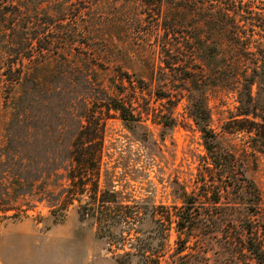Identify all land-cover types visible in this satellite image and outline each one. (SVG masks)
Here are the masks:
<instances>
[{
	"label": "trees",
	"instance_id": "16d2710c",
	"mask_svg": "<svg viewBox=\"0 0 264 264\" xmlns=\"http://www.w3.org/2000/svg\"><path fill=\"white\" fill-rule=\"evenodd\" d=\"M120 1L138 8L135 21L149 23L151 19V47L158 63L143 64L147 78L162 87L156 99L165 100L167 112L156 113L149 104L140 105L141 76L134 82L127 72L117 71L108 82L110 92L99 88L91 93L84 87L86 95L73 98V92L70 96L65 92L71 88L65 75L45 80L31 67L39 63L29 58L1 61L2 75L18 87V93L0 147V216L31 209L34 198L48 204L55 223L60 221L58 212L76 201L79 220L106 224L107 230L120 224L118 237L124 241L123 232L129 233V221L137 222L139 211L122 209L121 191L115 189L119 179L103 161L107 121L119 119L134 131L144 126L143 115L151 113L153 122L171 128L176 122L173 108L184 98L186 114L205 148L196 182L211 186L210 195L207 192L204 197L228 209L212 216L213 227L226 236L225 246L236 263L264 264L262 195L247 175V161L240 149L224 145L221 137L240 135L246 150L264 159V0ZM4 14L0 9L2 22ZM4 30L0 28V35ZM19 45L25 46L22 40ZM211 90L230 92L234 98V108L220 126V134L211 127L207 96ZM173 195L181 206L167 211L164 218L166 229L173 224L179 238L201 228L202 224L197 225L201 213L193 216V194L177 182ZM222 220L231 225V232ZM137 251L118 253L116 263L130 264L128 257L136 254L141 264H160L159 250L148 253L140 247Z\"/></svg>",
	"mask_w": 264,
	"mask_h": 264
},
{
	"label": "rangeland",
	"instance_id": "374dc122",
	"mask_svg": "<svg viewBox=\"0 0 264 264\" xmlns=\"http://www.w3.org/2000/svg\"><path fill=\"white\" fill-rule=\"evenodd\" d=\"M0 9L5 12V20L0 21V28L5 29L0 35V62L29 58L39 63L31 67L45 80L63 74L71 86L65 92L69 96L73 92V98L85 96L84 87L91 93L99 88L110 92L108 82L117 71L127 72L134 82L141 76L140 105L145 108L149 104L156 113L167 112L165 100L156 99L162 87L147 78L143 64L158 63L156 50L151 47V19L149 23L135 21L136 6L120 0H0ZM31 35L36 38L29 39ZM42 45L47 49L40 50ZM17 93L18 87L7 83L0 68V147ZM207 96L211 127L220 134V126L234 108L233 95L211 90ZM185 104L184 98L176 102L172 111L176 122L171 128L153 122L151 113L143 115L144 126L134 131L119 119L107 121L103 161L119 179L115 189L121 191L122 209L139 211L137 222L129 219L131 229L123 232L124 241L118 237L120 224L107 230L106 224L79 220L76 201L58 212L60 221L54 223L48 204L33 198L31 209L0 216V264H117L118 253H138L140 247L148 253L159 250L160 264H238L225 246L226 236L212 224V216L228 209L204 197L207 192L210 195L211 186L196 182L199 157L205 148ZM221 137L224 145L240 149L245 157L247 175L262 195L264 210V159L248 152L240 135ZM175 182L193 194L191 210L193 216L201 213L197 225L202 224L179 238L173 224L166 229L164 218L167 211L181 206L173 195ZM240 212H244L241 207ZM220 223L231 232L230 224L225 220ZM178 249L182 251L176 254ZM128 259L130 264H141L139 255Z\"/></svg>",
	"mask_w": 264,
	"mask_h": 264
}]
</instances>
